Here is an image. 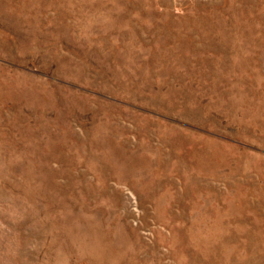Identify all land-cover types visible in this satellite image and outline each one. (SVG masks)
<instances>
[{"label":"rangeland","instance_id":"rangeland-1","mask_svg":"<svg viewBox=\"0 0 264 264\" xmlns=\"http://www.w3.org/2000/svg\"><path fill=\"white\" fill-rule=\"evenodd\" d=\"M0 264H264V0H0Z\"/></svg>","mask_w":264,"mask_h":264}]
</instances>
